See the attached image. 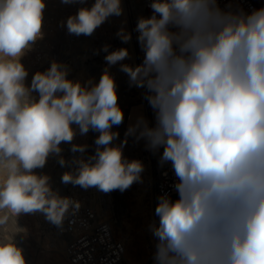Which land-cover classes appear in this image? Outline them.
I'll list each match as a JSON object with an SVG mask.
<instances>
[{
  "label": "clouds",
  "instance_id": "obj_1",
  "mask_svg": "<svg viewBox=\"0 0 264 264\" xmlns=\"http://www.w3.org/2000/svg\"><path fill=\"white\" fill-rule=\"evenodd\" d=\"M86 5L87 0H60ZM150 17H139L135 31L144 52L136 66L120 63L126 48L102 51L108 67L99 82L68 79V68L55 60L33 74L22 57L43 38L45 0H0V229L16 232L0 239V264H26L15 234L21 214L42 213L62 227L80 203L53 191L45 167L59 157L63 143L80 135H99L95 154L76 158L64 184L109 193L142 183L144 164L128 160L129 136L158 152L170 164L175 199L157 198L150 226L156 238L155 264H264V7L251 13L225 11L218 0H151ZM230 7V6H229ZM123 14L121 0H94L65 24L70 35L92 36L109 17ZM117 37L131 40L121 27ZM120 63L130 86L145 89L155 116H142L125 139L113 126L123 123L117 85L109 71ZM36 93L38 95H33ZM87 145L72 144L83 154Z\"/></svg>",
  "mask_w": 264,
  "mask_h": 264
},
{
  "label": "rangeland",
  "instance_id": "obj_2",
  "mask_svg": "<svg viewBox=\"0 0 264 264\" xmlns=\"http://www.w3.org/2000/svg\"><path fill=\"white\" fill-rule=\"evenodd\" d=\"M121 7L123 14L119 17H109L92 36L70 35L66 26H63L67 19H58V48L28 51L22 57L21 62L28 70L26 83H31L35 72L47 70L53 60L67 66L68 79L80 81L82 84L90 79L98 83L103 70L108 67L104 59L107 53L101 50L104 45L110 46L109 52L120 48L128 50L129 58L120 63L131 66L141 64L136 55L133 25L139 17L144 16L142 0H121ZM121 27L131 33L132 38L128 43H123L116 35ZM120 63L109 68L115 78L118 103L124 113L123 123L113 126L112 129L119 133V138L113 142L114 145L120 144L125 139L128 128L124 127V121L129 115L128 108L131 107L132 102L139 101L143 112L144 100V89L130 86L128 76L119 70ZM33 95L38 94L33 93ZM73 127L76 129V136L72 144L87 145V150L83 153L86 158L94 155L96 148L94 141L99 133L90 130L86 135H80L78 127L75 125ZM72 144L62 142L60 145L62 148L60 155L67 162L65 166L58 163V156L52 155L48 158L45 167L36 169L35 172L38 175H47L50 178L51 188L61 197L70 191L80 193L97 210L103 212L111 223L115 236L124 242L126 257L131 262L140 263L154 257L157 240L149 226L154 221H158V217L155 216L158 201L153 192L155 153L147 149L145 140L137 141L135 137L129 136L123 148V155L128 160L142 161L144 164V171L141 174L142 183H134L124 192L114 190L109 193L94 194L90 188L84 189L79 185L62 182V175L74 171L76 167L71 163L74 156L81 154L71 151ZM17 225L23 231L15 234L14 240L17 246L23 249L26 264H68L63 255L64 239L56 232V225L46 220L42 213L21 214L17 218ZM15 232L16 227L10 222L7 232L0 229V239Z\"/></svg>",
  "mask_w": 264,
  "mask_h": 264
},
{
  "label": "built area",
  "instance_id": "obj_3",
  "mask_svg": "<svg viewBox=\"0 0 264 264\" xmlns=\"http://www.w3.org/2000/svg\"><path fill=\"white\" fill-rule=\"evenodd\" d=\"M94 0H87L86 5L71 4L65 5L60 0H45L46 9L44 11L43 38L39 39L30 51H42L44 49L58 48V19H67L74 15L82 6L90 7ZM151 0H142L143 17H150L152 10L150 8ZM219 7L225 11L243 10L245 13H251L254 9L264 7V0H218ZM230 6V7H229ZM137 22L133 25V40L136 49V55L139 62H143L144 52L138 43V33L135 31ZM144 119L148 121L149 126L155 125V116L148 101L143 100ZM163 149L155 153V175L153 180V192L155 198L163 193H169L173 199L177 193L173 189L175 176L170 164L163 167L159 164V157ZM87 160L84 154L74 156ZM76 166V165H75ZM94 194H103L96 187H90ZM74 201L80 203L79 210L72 214L71 210L64 219L62 227L56 226V232L64 239L63 255L68 264H155L154 257H150L144 262H131L126 257V247L122 240L118 239L111 223L106 220V216L95 206L87 201L80 193L70 191L65 194Z\"/></svg>",
  "mask_w": 264,
  "mask_h": 264
},
{
  "label": "bare ground",
  "instance_id": "obj_4",
  "mask_svg": "<svg viewBox=\"0 0 264 264\" xmlns=\"http://www.w3.org/2000/svg\"><path fill=\"white\" fill-rule=\"evenodd\" d=\"M141 106L142 104L137 100H134L132 102L131 107L128 108L129 115L125 118L124 121L125 128H129L130 125L135 124L139 117L142 116L144 118V113L142 112ZM106 220H108L107 216H106Z\"/></svg>",
  "mask_w": 264,
  "mask_h": 264
}]
</instances>
